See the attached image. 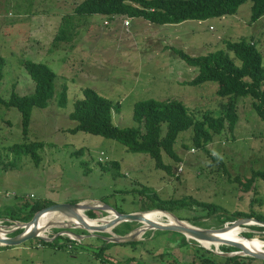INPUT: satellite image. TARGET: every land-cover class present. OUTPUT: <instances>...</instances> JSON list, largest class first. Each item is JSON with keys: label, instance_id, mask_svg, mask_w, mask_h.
<instances>
[{"label": "rangeland", "instance_id": "1", "mask_svg": "<svg viewBox=\"0 0 264 264\" xmlns=\"http://www.w3.org/2000/svg\"><path fill=\"white\" fill-rule=\"evenodd\" d=\"M79 1L0 0V95L8 98L13 91L22 95L34 89V81L24 70L26 60L48 65L56 74V90L67 86L64 106L57 104V91L46 107L31 110L27 141L43 142L37 150L39 164L12 148L23 142L21 114L15 107L0 104V225L8 231L4 234L0 230V235H15V219L10 216L28 210L22 206L25 200L106 203L129 213L143 206L139 192L143 187L152 188L162 199L190 196L211 202L224 209L223 219L235 220L234 212L264 215V179L255 177L256 172H264V121L252 108L249 96L238 98L234 128L226 126L214 134L206 150L191 143V129L180 132L173 143L179 159L162 154L168 169L157 168L147 153L132 152L117 140L68 130L76 124L68 115L74 101L83 96V87L94 88L119 103V110L112 111V121L119 127L136 125L134 103L146 98L180 100L198 119L205 112L219 115L226 98L216 94L217 82L188 84L186 81L198 70L176 52L183 50L197 56L216 49L227 51V41L245 37L252 39L264 55V15L250 21L252 1L246 0L233 14L175 24H154L141 17L88 15L76 19L77 34L71 42H53L62 14L71 13ZM114 160L118 168L110 166ZM250 177H255L252 187L242 191L241 182ZM89 210L98 224L113 218L102 208ZM86 211L82 213L86 215ZM209 212L192 204L190 211L181 214L195 215L199 227L219 228L218 216ZM50 215L48 227L40 233L42 237L9 247L0 245V264H168L189 262L195 254L198 263L201 251L193 250L194 243L220 256L225 252L219 248L225 244L207 248L188 236L185 238L190 244L181 245L184 235L180 231L154 229L133 220L129 232H138L136 240L118 242L98 256L95 252L99 247L118 235L113 227L121 222L103 231L87 230L61 213ZM53 216L64 219L53 220ZM251 225L262 226L253 221L238 226L240 238L245 232H264ZM118 229L126 231L122 225ZM67 232L77 234L79 242L60 237L63 247H53L40 240L50 241L54 234L64 236ZM255 237L249 242L264 248V241ZM160 253H164L162 258L157 257ZM217 260L224 261L221 257ZM250 264L264 262L256 258Z\"/></svg>", "mask_w": 264, "mask_h": 264}, {"label": "trees", "instance_id": "2", "mask_svg": "<svg viewBox=\"0 0 264 264\" xmlns=\"http://www.w3.org/2000/svg\"><path fill=\"white\" fill-rule=\"evenodd\" d=\"M246 0H81L73 7L72 12L62 14L61 23L53 42L66 41L71 42L77 34L76 19L93 14L105 15L113 19L118 15L129 17H141L154 24L179 23L184 20L195 19L203 20L212 17H221L233 14L238 7ZM250 21H255L264 15V0H251ZM86 18V17H85ZM125 20L123 25L126 26ZM127 21V20H126ZM104 23H107L105 21ZM225 51L216 49L203 55H191L183 50L176 53L188 65L195 67L198 73L187 80L191 85H197L205 81L217 82L216 94L226 98L221 104V113L213 115L211 112L202 113L200 119L195 118L188 110V107L182 101L169 98L157 100L146 98L138 100L133 106V119L135 126L119 127L112 121V111L119 110V103L112 102L111 99L100 94L94 88L83 87L81 98H77L73 104V110L69 117L76 121V124L69 128L71 132L84 131L106 138H111L121 142L128 150L132 152L147 153L154 159L157 168L168 169L169 166L163 162V152L174 160L179 156L174 149L177 136L180 132L191 129V143L195 147L206 150V143L212 140L214 134L220 133L227 126L229 130L234 128L238 119L237 101L239 97L249 96L251 106L257 115L264 121V65L261 53L252 39L241 37L238 40H231L225 43ZM232 53V54H230ZM264 56V55H263ZM24 70L27 71L30 78L34 81V89L27 94H18L12 92L8 98L0 95V104L6 107H15L21 114V126L23 142L15 143L12 146L16 154L22 153L30 157L35 164H39L41 156L37 152L42 147L43 142L32 140L27 141L28 128L33 107H46L49 101L55 96L56 74L48 65L43 62L26 60L23 62ZM1 75V73H0ZM67 86L64 84L57 92L58 106H64L67 100ZM163 123L165 126H163ZM164 130V131H163ZM81 150V149H80ZM79 150V152H80ZM77 151V153H79ZM118 161H112L110 166L118 168ZM256 178L264 179V172H256ZM255 177L245 178L241 182L242 191L252 187ZM138 191V190H137ZM147 191V192H146ZM139 192L143 196L140 200V211L152 209L166 210L173 213L180 220L189 221L195 226H201L198 218L193 216L182 215L183 211H190L192 204H197L206 209H210L208 215L215 214L218 216L219 226L232 219H223L221 216L225 213L224 209L211 202L199 201L192 199L190 196L178 198L162 199L151 188H142ZM80 200H71L77 202ZM22 206L26 211H20L16 215H11L17 221H28L33 214L42 207L53 203L51 200H36L33 203L23 201ZM21 207V206H20ZM19 207V208H20ZM122 212V211H120ZM86 215L95 218L92 210H87ZM236 218H254V220L264 221V215L247 214L246 212H234ZM5 217V216H3ZM228 220V221H226ZM8 221V220H6ZM126 227L122 232L118 226ZM118 226L113 227V231L118 235L127 234L130 231V221H123ZM252 229L264 231V226L251 225ZM22 229H16L13 234L20 232ZM60 229H55L59 232ZM82 233V230H80ZM182 234V233H181ZM245 237L257 238L264 241V232L256 234L254 232H245ZM62 237L66 241L70 239L63 235H56L51 241L40 239L43 244H51L53 247H63L64 242L58 243ZM60 242V241H59ZM131 242V241H130ZM129 243V242H126ZM188 240L183 236L181 245L188 244ZM116 242H105L95 252L98 256L104 249H108ZM124 244V243H118ZM190 244V243H189ZM193 250L201 251L198 254L199 262H196V255L189 262H175L168 264H250L255 257L249 255H224L215 254L204 247L193 244ZM9 247V246H4ZM3 248V247H2ZM220 250L225 252L237 251V248L229 245H221ZM164 253L157 255L162 258ZM221 257L224 261H218ZM264 262V260L262 259ZM166 264V263H158Z\"/></svg>", "mask_w": 264, "mask_h": 264}, {"label": "water", "instance_id": "3", "mask_svg": "<svg viewBox=\"0 0 264 264\" xmlns=\"http://www.w3.org/2000/svg\"><path fill=\"white\" fill-rule=\"evenodd\" d=\"M102 208V210L108 211L112 210L115 213V216L112 219H108L106 221H103V223L98 224L96 226H87L84 225V229L87 230H98L103 231V229L111 228L115 226L116 224L123 222V221H146L151 228L159 229V230H172L182 233L184 236H188L190 238H193L195 240H208L212 242H217L218 244H225L229 246H233L237 248V251H231V252H220L224 255H235V254H243V255H249L255 258L263 259L264 260V253L255 251L252 249H249L245 245L231 240V239H225L223 237H219L216 235L217 232L224 231L228 227L233 226H241L243 224L249 223L251 221L260 223L264 226V221L254 220V218H236L235 220L227 222L228 224H224L223 226L219 228H203L199 226H195L193 224H190L188 222L182 223L179 218H177L174 214H172L169 211L161 210L168 212L171 214L177 223L170 224V223H159L156 221L147 220L143 216V212L145 211H137V212H129V213H122L111 207L110 205L103 203V205H91L87 202L83 201H77V202H58V203H52L48 206H45L39 210H37L33 216L28 219V221L20 222L17 220H13L14 223H16V227L14 229L22 228L21 232L10 236V237H0V245L3 246H14L21 244L29 239L40 237L39 227H37V220H39V217L44 213H51V212H58L64 215L67 219L70 218H77L81 219V213H79L77 210H80L81 212L83 210H89V209H99ZM154 210V209H152ZM160 210V209H158ZM149 211V210H147ZM66 225V224H65ZM70 226V225H66ZM0 230L4 231V234L8 232L7 230L3 229L2 225H0ZM138 230V229H137ZM43 231V230H42ZM138 232H129L124 235H117L116 237H110V242H130L136 240V234ZM77 235V234H76ZM247 239H250L249 237H246Z\"/></svg>", "mask_w": 264, "mask_h": 264}, {"label": "bare ground", "instance_id": "4", "mask_svg": "<svg viewBox=\"0 0 264 264\" xmlns=\"http://www.w3.org/2000/svg\"><path fill=\"white\" fill-rule=\"evenodd\" d=\"M79 213H81V219H77V218H70L68 219V221H71L73 223H75L77 226L79 227H84V225L87 226H96L98 225L97 222H95L91 217H88L87 215H85L84 213H82L80 210H77ZM111 212L112 217L115 216V213L112 210H108ZM51 213H44L39 217V220H37V227H39V232L41 233V231H44V228H47L49 225V218ZM57 214V213H56ZM143 216L147 219V220H151V221H156L159 223H170V224H174L177 223V221H175V218L169 214L168 212L165 211H161L158 209H154V210H149V211H145L142 213ZM165 216V217H164ZM163 217V221H161L160 219ZM53 220H57L60 221L62 219H64L63 216H53L52 218ZM112 219V218H111ZM101 222L106 221V220H100ZM142 223L148 225L149 224L146 221H141ZM185 223V222H182ZM229 225V224H228ZM147 227V226H146ZM142 229V228H141ZM216 235H218L219 237H223L225 239H231L234 241H237L243 245H245L246 247H248L249 249L255 250V251H259V252H263L264 253V248H259L258 246L252 244L251 240H253L252 237H249L250 239H247L246 237L242 236L241 234V238L239 237V228L238 226H233V227H228L226 228L224 231H220L217 232ZM42 236V235H40ZM0 237H5L0 235ZM198 242H200L202 245H205V247L207 246V248L211 247V246H217L218 243L217 242H212V241H208V240H198Z\"/></svg>", "mask_w": 264, "mask_h": 264}, {"label": "built area", "instance_id": "5", "mask_svg": "<svg viewBox=\"0 0 264 264\" xmlns=\"http://www.w3.org/2000/svg\"><path fill=\"white\" fill-rule=\"evenodd\" d=\"M125 23L127 24V21H126V20H125ZM66 234H67V236H68L70 239H72V240H75V239H76V237H75L74 235H72L71 233L67 232Z\"/></svg>", "mask_w": 264, "mask_h": 264}, {"label": "clouds", "instance_id": "6", "mask_svg": "<svg viewBox=\"0 0 264 264\" xmlns=\"http://www.w3.org/2000/svg\"><path fill=\"white\" fill-rule=\"evenodd\" d=\"M80 201H81V200H80ZM228 222H229V221H228ZM18 229H19V228H18ZM21 229H22V228H21ZM69 233H70V232H69ZM65 234H66V233H65ZM65 234H64V236H65ZM71 234H72V233H71ZM56 235H59V234H56ZM56 235L54 234L53 238H54ZM72 235H74V234H72ZM74 236L76 237V239H79V240H80V238H78V236H76V235H74ZM40 237H42V236H40ZM53 238H52V239H53ZM68 238H69V237H68ZM52 239H51V240H52ZM69 239H70V238H69ZM76 239H75V240H76ZM51 240H50V241H51ZM70 240H72V239H70ZM76 241H77V240H76ZM77 242H79V241H77Z\"/></svg>", "mask_w": 264, "mask_h": 264}, {"label": "crops", "instance_id": "7", "mask_svg": "<svg viewBox=\"0 0 264 264\" xmlns=\"http://www.w3.org/2000/svg\"><path fill=\"white\" fill-rule=\"evenodd\" d=\"M60 243H62V242L60 241Z\"/></svg>", "mask_w": 264, "mask_h": 264}]
</instances>
